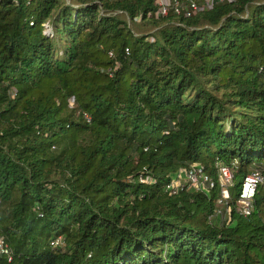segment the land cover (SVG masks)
Segmentation results:
<instances>
[{"label":"trees","instance_id":"16d2710c","mask_svg":"<svg viewBox=\"0 0 264 264\" xmlns=\"http://www.w3.org/2000/svg\"><path fill=\"white\" fill-rule=\"evenodd\" d=\"M156 1L0 0V264H264V0Z\"/></svg>","mask_w":264,"mask_h":264},{"label":"built area","instance_id":"2783aa9c","mask_svg":"<svg viewBox=\"0 0 264 264\" xmlns=\"http://www.w3.org/2000/svg\"><path fill=\"white\" fill-rule=\"evenodd\" d=\"M218 1L230 2L234 0ZM213 2L214 0H203L201 2L197 0H157L154 15L156 17L165 16L169 11H172L175 15L189 17L193 12L204 8H210L213 5ZM85 116L87 117V115ZM87 119L89 118L87 117ZM216 167V181L202 165H191L188 168L180 170L181 173L179 176L166 185V190H168L170 194H175L184 187L196 191H205L215 187L217 184L221 194L219 202L226 204L228 189L233 185V172L228 166L223 164H217ZM182 173H185L186 175V180L184 182L180 181V175ZM139 179L143 180L142 176H139ZM263 179L264 177L259 169H253L244 176L239 187L238 198L236 201V210L242 216H248L251 214L257 187L263 182ZM0 253L5 254L9 260L11 259L10 251L5 244L3 237H0Z\"/></svg>","mask_w":264,"mask_h":264},{"label":"rangeland","instance_id":"374dc122","mask_svg":"<svg viewBox=\"0 0 264 264\" xmlns=\"http://www.w3.org/2000/svg\"><path fill=\"white\" fill-rule=\"evenodd\" d=\"M131 27L133 28V30L135 32H138V31H146L148 28L150 29L151 26H148V25H138V26L132 25ZM255 167H257V166H252L250 168V170L252 168H255ZM257 168L261 169V167H257ZM185 180H186V175H185V173H182L180 175V181L184 182ZM263 182H264V179H263ZM260 189H261V194L264 193V185ZM205 191L208 192V190H205ZM215 210L216 211L214 213L215 214L218 213V216L217 217H211V220L219 222V223L224 222V221L227 220L229 211H228V208L226 207L225 203L219 202V200H218Z\"/></svg>","mask_w":264,"mask_h":264}]
</instances>
